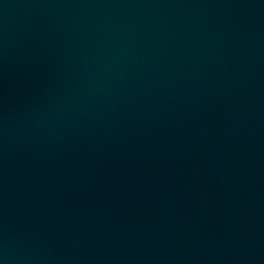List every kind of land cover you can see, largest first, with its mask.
<instances>
[{
  "label": "water",
  "instance_id": "1",
  "mask_svg": "<svg viewBox=\"0 0 264 264\" xmlns=\"http://www.w3.org/2000/svg\"><path fill=\"white\" fill-rule=\"evenodd\" d=\"M0 264H264V0H0Z\"/></svg>",
  "mask_w": 264,
  "mask_h": 264
}]
</instances>
